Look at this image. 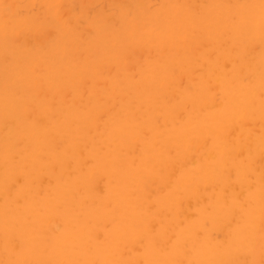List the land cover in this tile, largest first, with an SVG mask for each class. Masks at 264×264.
<instances>
[{
    "label": "bare ground",
    "instance_id": "6f19581e",
    "mask_svg": "<svg viewBox=\"0 0 264 264\" xmlns=\"http://www.w3.org/2000/svg\"><path fill=\"white\" fill-rule=\"evenodd\" d=\"M259 3L0 0V27L36 47L0 60L28 127L6 115L0 137L38 160L0 194V264H264ZM117 123L136 136L104 164L98 134Z\"/></svg>",
    "mask_w": 264,
    "mask_h": 264
},
{
    "label": "clouds",
    "instance_id": "9594fccd",
    "mask_svg": "<svg viewBox=\"0 0 264 264\" xmlns=\"http://www.w3.org/2000/svg\"><path fill=\"white\" fill-rule=\"evenodd\" d=\"M178 9H174L173 12H177ZM250 15L259 20V27L254 28L250 31L249 39H264V0H260L258 5H254L250 9ZM19 30L6 29L0 27V60H3L5 55L9 56L12 60V65L27 62L33 58V50L36 48H30L27 46H22L16 43V33ZM136 38V33L134 29H130L126 35L128 42H131ZM56 37L53 39L55 40ZM60 50H57L59 54ZM125 54L124 48H119L112 53L114 57H122ZM11 65V66H12ZM10 85H6L5 82H0V119H3L6 115L15 116L18 125L27 127L24 124L26 109L21 110L17 107L16 100L12 94L6 89ZM86 118L90 117V114H85ZM28 128V127H27ZM101 139L99 143L104 146L105 151L102 153L103 159L102 163L107 164L114 153L122 151L128 143L136 136V130L127 126L124 123L114 124L109 130L102 131L98 134ZM10 146V145H9ZM38 160L36 156L31 157H21L19 162H13L10 158L9 151L5 150V145L3 143V137H0V194L8 187L7 179L11 169L17 164L24 168H35L37 166ZM40 222H34L33 226L28 230V236L30 238V243L32 245L30 252L36 254H41L42 250L39 249V239H37L36 234L40 230ZM3 226L0 225V228ZM68 241H58L53 249L55 254H61L64 252ZM14 264H27L26 261L20 260L14 262ZM34 264H49L46 260H37Z\"/></svg>",
    "mask_w": 264,
    "mask_h": 264
},
{
    "label": "rangeland",
    "instance_id": "374dc122",
    "mask_svg": "<svg viewBox=\"0 0 264 264\" xmlns=\"http://www.w3.org/2000/svg\"><path fill=\"white\" fill-rule=\"evenodd\" d=\"M185 85V84H184Z\"/></svg>",
    "mask_w": 264,
    "mask_h": 264
}]
</instances>
